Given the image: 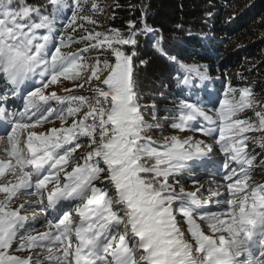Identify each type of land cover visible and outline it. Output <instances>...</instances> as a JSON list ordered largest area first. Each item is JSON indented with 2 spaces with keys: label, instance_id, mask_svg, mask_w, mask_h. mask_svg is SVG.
<instances>
[{
  "label": "snow or ice",
  "instance_id": "6c2138e0",
  "mask_svg": "<svg viewBox=\"0 0 264 264\" xmlns=\"http://www.w3.org/2000/svg\"><path fill=\"white\" fill-rule=\"evenodd\" d=\"M46 3L47 11L44 5L26 0H0V74L14 86L13 92L37 68L48 77L27 94L23 112H10L7 96L0 95V128L4 129L0 143L5 138L7 142L0 177L7 173L14 178L0 185V193L5 194L0 201V264H41L31 255L15 254L37 247L49 252L55 248L50 257L54 264H264V183H249L251 169L257 163L264 166V161L248 154L246 141L255 137L245 135L260 132L264 139V108L255 111L259 105L251 91L238 92L229 85L222 98L210 102L211 107L180 102L172 127L181 132L200 130L205 135L215 132V143L224 153L220 163L226 191L210 192L222 197L216 203L224 207L202 211L199 190L186 193L181 187L177 191L169 178L189 160L211 158L213 145L177 136L158 142L148 134L158 124L146 122L137 99L132 78L135 52L123 51L124 45L136 44V32L125 37L118 29L87 31L79 41L71 35L54 36L56 13L63 9H71L67 28L73 32L78 20L96 21L86 13L81 15L88 0ZM99 10L97 0H92L89 11ZM153 31L147 24L142 29L143 33ZM72 43L85 47L79 52L62 51ZM91 50L107 55L89 63L83 53ZM158 50L167 55L162 47ZM168 59L185 73L178 77V84L189 85L193 75L207 78L198 65L173 56ZM61 78L78 81L80 88L88 84L94 94H43ZM50 100L67 101L68 106L57 112ZM248 109L253 110L255 121L236 118ZM201 119L215 128L205 130L190 123ZM55 120L61 127L39 135L26 133ZM81 137L87 138L86 145L80 143ZM82 146L90 150L72 159ZM96 181L107 183L98 186ZM26 195L37 197L28 207L35 204L56 214L54 220L45 221L49 232L34 236L31 228H25L28 217L21 212L26 205L13 208L12 203ZM177 212L189 225L190 238L178 227ZM197 218L211 234H206Z\"/></svg>",
  "mask_w": 264,
  "mask_h": 264
},
{
  "label": "trees",
  "instance_id": "16d2710c",
  "mask_svg": "<svg viewBox=\"0 0 264 264\" xmlns=\"http://www.w3.org/2000/svg\"><path fill=\"white\" fill-rule=\"evenodd\" d=\"M14 3L18 0H13ZM27 3L44 5L49 10L46 0H26ZM71 4L73 0H68ZM100 10L96 13L89 11L92 0L84 7V13L93 17L95 24L77 21L75 32L67 28L71 9H63L56 13L53 35H71L79 41L87 31L109 33L118 29L125 37L136 32V44L124 45L126 54L135 52L132 56V78L137 99L141 105L147 123L157 125L148 134L158 142L165 137L179 134L172 122L180 110V102L202 103L211 107V101L222 98L229 85L238 90L249 89L259 105L255 111L264 107V0H97ZM83 24V27H79ZM134 24L135 29L130 28ZM145 24L154 29L153 32L143 33ZM58 43V40H57ZM158 46L167 55L161 54ZM83 43H72L64 52H79L84 48ZM103 50H91L83 53L87 62L100 55L103 59L107 53ZM169 56L185 64H195L206 71L207 78L201 79L193 75L191 83L178 84L185 73L168 59ZM114 59V57H112ZM43 80H47L44 76ZM69 81V80H68ZM77 89L67 96H91L93 88L85 84L77 87L78 81H70ZM95 83V82H93ZM237 92V95H238ZM49 104L57 112L66 108L68 102L60 104L50 100ZM86 111V110H85ZM55 112L53 116H55ZM83 114V113H81ZM240 119L255 121L252 109L239 113ZM193 125L206 129L205 122L192 121ZM193 129L183 132H191ZM255 137L246 141L249 155H254L257 161H264V139L260 132L245 134ZM80 143L87 144V138L81 137ZM90 149L80 147L72 159L85 155ZM202 160H189L186 166L169 182L177 189L195 187L202 177L194 174L200 172ZM260 169V170H259ZM199 180V181H198ZM98 186L107 181H96ZM249 183L257 185L264 183V166L257 163L251 169ZM179 203V201H177ZM179 219L185 218L176 213Z\"/></svg>",
  "mask_w": 264,
  "mask_h": 264
},
{
  "label": "rangeland",
  "instance_id": "374dc122",
  "mask_svg": "<svg viewBox=\"0 0 264 264\" xmlns=\"http://www.w3.org/2000/svg\"><path fill=\"white\" fill-rule=\"evenodd\" d=\"M40 68H37L35 73L29 74L28 78L24 80V82L16 88L15 92L12 91L13 85L8 83L6 78L3 76V74H0V95L7 96V101L5 102L8 105V109L10 112H23L24 106L26 104V96L27 94L35 90L33 85L36 84V81H38L40 75ZM29 80V81H28ZM35 81V82H34ZM29 82V83H28ZM31 84V85H30ZM72 89L70 92L64 91V89ZM76 87L71 85L70 81L60 79L58 83L56 84H49V86L44 89L43 94L49 95L51 92H56L58 96H64L70 93H73L76 91ZM215 99V98H214ZM213 99V101H214ZM47 107V106H45ZM264 108L261 106V109ZM35 120V117L32 118ZM49 119H52V117H49ZM203 120H199L198 122H202ZM208 124L206 126V129L209 128H215L214 124H210L207 121H203ZM67 125H65L66 127ZM61 127V122L59 120H55L53 123H48L47 121L43 122L42 124L38 125L35 128L26 130L27 132H33L37 135L41 133H46L51 128H59ZM191 129V128H190ZM188 129V130H190ZM202 129V128H201ZM25 133V135H26ZM249 134V133H246ZM4 135V129L0 128V136ZM174 136L180 137L181 139L192 137L196 141H204L207 144L213 145V153L210 154L211 158L205 157L203 159H196L202 160V162H198L199 164V171L198 173L194 174L196 177H202L199 182H194L193 185L195 187H189L185 189V192H197L198 197L201 200V204L198 206L202 211H220L221 208H223V205H218L216 203L217 199H222V197H216L210 195V192H220L224 193L226 191L224 185L227 183L223 179V172L224 170L221 167V161L224 159V153L220 152L218 150V145H216L214 136H216V133L214 132L212 135H205L204 132L200 130H193L191 132H180L179 134H176ZM6 138L4 143H0V159H7L6 154L4 152V147L6 146ZM260 170V169H259ZM63 173H61V176ZM8 180H13L14 178L7 174L4 177H0V185L5 184ZM52 185L49 184L48 187L50 188ZM5 199V194L0 193V201H3ZM37 200V197L35 195H26L22 196L20 199H16L12 203L13 208H18L21 203L26 205L25 210H22L21 214L28 217V221L25 224V228H31L32 231L30 232L31 235L38 236L43 233L49 232V228L46 226L45 221L46 220H54L55 215L52 212V209L43 210L40 206H37L33 204L31 207H28L29 201H35ZM180 223L178 224V227L185 233L186 238H190V234L188 233L187 229L189 225L187 222H184V220L179 219ZM197 223L201 225V228L206 232V234H211L208 229L205 222L200 221L197 218ZM56 249L53 248L51 252L48 251L47 248L43 247H37L35 249H32L30 252H17L16 255L19 256H27L31 255L33 256L34 260H39L41 264H54V262L50 259V257L55 253Z\"/></svg>",
  "mask_w": 264,
  "mask_h": 264
}]
</instances>
